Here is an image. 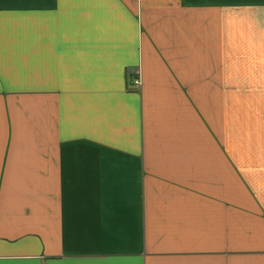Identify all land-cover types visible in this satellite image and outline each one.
I'll use <instances>...</instances> for the list:
<instances>
[{"label": "crops", "instance_id": "crops-1", "mask_svg": "<svg viewBox=\"0 0 264 264\" xmlns=\"http://www.w3.org/2000/svg\"><path fill=\"white\" fill-rule=\"evenodd\" d=\"M0 264H264V0H0Z\"/></svg>", "mask_w": 264, "mask_h": 264}, {"label": "rangeland", "instance_id": "rangeland-1", "mask_svg": "<svg viewBox=\"0 0 264 264\" xmlns=\"http://www.w3.org/2000/svg\"><path fill=\"white\" fill-rule=\"evenodd\" d=\"M244 132V134H243ZM234 141L232 142H226L227 145H225V143L223 145H225V149L229 150L231 152H236L238 154V156H244L243 154L245 153V128L242 127H235L234 128ZM244 152V153H242ZM241 159H239L240 161Z\"/></svg>", "mask_w": 264, "mask_h": 264}]
</instances>
